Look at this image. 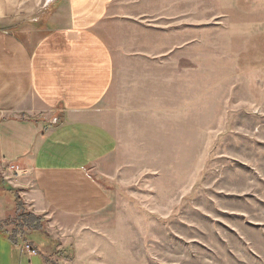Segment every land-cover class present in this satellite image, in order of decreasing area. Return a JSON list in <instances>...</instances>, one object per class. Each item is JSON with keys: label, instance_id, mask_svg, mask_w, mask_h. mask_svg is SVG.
Here are the masks:
<instances>
[{"label": "rangeland", "instance_id": "374dc122", "mask_svg": "<svg viewBox=\"0 0 264 264\" xmlns=\"http://www.w3.org/2000/svg\"><path fill=\"white\" fill-rule=\"evenodd\" d=\"M249 4L114 0L116 74L98 108L118 146L91 173L110 202L13 230L36 216L4 167L2 227L24 256L28 242L47 264H264V6ZM51 11L0 22L26 36Z\"/></svg>", "mask_w": 264, "mask_h": 264}, {"label": "crops", "instance_id": "0c3cea01", "mask_svg": "<svg viewBox=\"0 0 264 264\" xmlns=\"http://www.w3.org/2000/svg\"><path fill=\"white\" fill-rule=\"evenodd\" d=\"M0 10H52L26 36L0 22V177L9 162L26 170L12 186L41 219L104 210L110 196L91 173L118 146L98 106L116 74L104 26L120 8L114 0H6ZM7 221L0 214V264H47L19 251Z\"/></svg>", "mask_w": 264, "mask_h": 264}, {"label": "built area", "instance_id": "2783aa9c", "mask_svg": "<svg viewBox=\"0 0 264 264\" xmlns=\"http://www.w3.org/2000/svg\"><path fill=\"white\" fill-rule=\"evenodd\" d=\"M4 172L7 178L13 179L15 181L20 178L23 173V170L15 162H9L6 164ZM24 248L28 254L37 255L36 249L31 247L29 243H25Z\"/></svg>", "mask_w": 264, "mask_h": 264}, {"label": "trees", "instance_id": "16d2710c", "mask_svg": "<svg viewBox=\"0 0 264 264\" xmlns=\"http://www.w3.org/2000/svg\"><path fill=\"white\" fill-rule=\"evenodd\" d=\"M18 208H19V206H18ZM17 212H19V209L17 210ZM28 213H27V211H22V213L20 214V215H18V218L16 219V220H13V222H12V227H13V230H16V229H18L17 227H18V225L19 224H22V226H24V227H27V228H29V229H31V231H34V232H37V231H39V229L38 228H36V224L38 223V221H39V219H41V218H39V217H34V220H33V218H31V219H29V217L26 219V217L27 216H25V215H27ZM18 220H19V222H18ZM38 220V221H37ZM8 222H6V224H7ZM19 223V224H18ZM5 224V225H6ZM9 224H11V223H9ZM11 237V236H10Z\"/></svg>", "mask_w": 264, "mask_h": 264}]
</instances>
